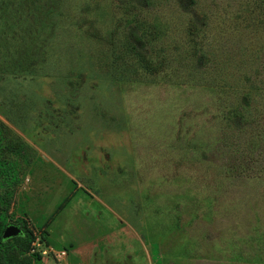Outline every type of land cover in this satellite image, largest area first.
Here are the masks:
<instances>
[{
    "label": "rangeland",
    "instance_id": "rangeland-1",
    "mask_svg": "<svg viewBox=\"0 0 264 264\" xmlns=\"http://www.w3.org/2000/svg\"><path fill=\"white\" fill-rule=\"evenodd\" d=\"M1 224L21 264H264V0H0Z\"/></svg>",
    "mask_w": 264,
    "mask_h": 264
},
{
    "label": "trees",
    "instance_id": "trees-1",
    "mask_svg": "<svg viewBox=\"0 0 264 264\" xmlns=\"http://www.w3.org/2000/svg\"><path fill=\"white\" fill-rule=\"evenodd\" d=\"M6 225H0V244L4 245V248L0 249V264H21L24 261L22 251H29V242L26 238V233L22 230L23 234L8 239L2 238V233ZM9 240L17 241L19 244V251L16 247L11 246ZM39 256V255H38Z\"/></svg>",
    "mask_w": 264,
    "mask_h": 264
},
{
    "label": "water",
    "instance_id": "water-1",
    "mask_svg": "<svg viewBox=\"0 0 264 264\" xmlns=\"http://www.w3.org/2000/svg\"><path fill=\"white\" fill-rule=\"evenodd\" d=\"M22 234L23 232L21 228L19 227V225L8 224L2 233V238L8 239V238L15 237V236L22 235Z\"/></svg>",
    "mask_w": 264,
    "mask_h": 264
},
{
    "label": "built area",
    "instance_id": "built-area-1",
    "mask_svg": "<svg viewBox=\"0 0 264 264\" xmlns=\"http://www.w3.org/2000/svg\"><path fill=\"white\" fill-rule=\"evenodd\" d=\"M49 251L48 250H46V249H42L41 250V255H46L47 253H48ZM66 252L63 250V251H60V252H56L55 253V256L57 257V258H61L64 254H65Z\"/></svg>",
    "mask_w": 264,
    "mask_h": 264
}]
</instances>
